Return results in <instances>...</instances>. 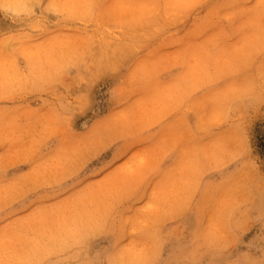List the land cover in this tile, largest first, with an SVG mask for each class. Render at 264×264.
Wrapping results in <instances>:
<instances>
[{
    "label": "rangeland",
    "instance_id": "obj_1",
    "mask_svg": "<svg viewBox=\"0 0 264 264\" xmlns=\"http://www.w3.org/2000/svg\"><path fill=\"white\" fill-rule=\"evenodd\" d=\"M264 0H0V264H264Z\"/></svg>",
    "mask_w": 264,
    "mask_h": 264
},
{
    "label": "snow or ice",
    "instance_id": "obj_2",
    "mask_svg": "<svg viewBox=\"0 0 264 264\" xmlns=\"http://www.w3.org/2000/svg\"><path fill=\"white\" fill-rule=\"evenodd\" d=\"M251 147L253 149V153L255 155H261L264 153V149H261L260 144L256 141L255 137L253 136Z\"/></svg>",
    "mask_w": 264,
    "mask_h": 264
}]
</instances>
